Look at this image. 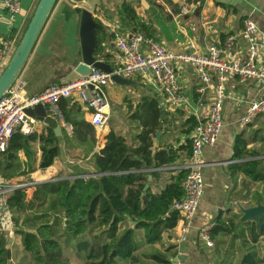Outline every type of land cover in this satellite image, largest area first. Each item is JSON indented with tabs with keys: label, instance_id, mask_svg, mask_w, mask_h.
Wrapping results in <instances>:
<instances>
[{
	"label": "crops",
	"instance_id": "0c3cea01",
	"mask_svg": "<svg viewBox=\"0 0 264 264\" xmlns=\"http://www.w3.org/2000/svg\"><path fill=\"white\" fill-rule=\"evenodd\" d=\"M38 1L22 0V13L11 15L4 8L3 0H0V49L7 37L20 40ZM125 3L134 9L139 26L136 27L124 17L122 7ZM185 4L192 5L186 12L182 10ZM94 16L103 24V28L97 31L100 49L95 54L98 60L108 63L112 70L116 66L118 51L116 31L120 30L128 37L142 31L175 53L189 50L190 42L195 43L201 51H207L211 44H222L228 34H239L246 18L252 19L259 28L261 58L264 56V0H164L163 3L155 0H125L122 5L121 0H102ZM80 17L81 8L77 2L58 0L16 81L24 84L27 94L39 93L53 83H62L82 61ZM141 24L146 25L149 31L140 27ZM245 48L244 41L240 40L237 53L242 60L246 57ZM6 64L7 61L2 60L0 55V75ZM123 77L131 83L113 81L107 87L109 119L100 128L91 123V110L75 99L71 102L64 99L67 105L61 101L54 106H46L57 127L30 117L33 119L34 131L30 134L20 133L22 139L14 143V148L0 154V178L27 184L22 188H27L31 195L35 185L41 183L97 177L96 156L106 146L109 133L122 136L132 148L140 145V136L148 128L147 111L141 108L147 97L155 99L161 110L159 125L151 134L152 151L172 150L177 158L158 168L145 169L148 177L146 188L160 193L174 183L179 175L187 174L184 165L191 155L193 129L198 119L206 115L212 91L206 93V98L200 103L195 87L201 79L192 67L183 65L179 67V80L184 85L186 101L179 107H171L151 73ZM226 95L224 125L218 141L203 148L204 194L186 239H182V216L173 208V204L171 210L178 213L177 224L165 228L161 238L155 242L148 241L145 228H135L134 223L127 219L120 232L126 228L134 229L136 250L132 257L115 258L114 264H174L178 260L184 264H242L250 248L255 250L258 264H264V249L259 245L264 237L253 243L247 225L260 218L246 219L243 211L259 202L264 204V180L256 181L239 168L253 160L259 161L261 168H264V113L257 115L247 126L240 125L250 105L264 96V87L257 80L241 83L237 77H233L227 82ZM67 118L77 123L80 128L78 134L75 133L73 122ZM191 119H195V126ZM52 133L58 142L59 154L51 166L43 168L42 147L45 138ZM238 135L247 141L246 151L241 157L235 155ZM9 210L16 228L18 223L15 215L10 207ZM58 217L64 216L55 213L51 222ZM40 223L33 222V226L37 227ZM207 224H212L209 231L212 246L200 239V230ZM99 233L95 228L93 232L81 236L80 240L91 242ZM3 234L12 237L17 231L10 234L0 231V238L5 239ZM182 243L186 247H182ZM8 250L13 253L12 249ZM86 254L83 249L80 251L77 258L80 264L87 261Z\"/></svg>",
	"mask_w": 264,
	"mask_h": 264
},
{
	"label": "trees",
	"instance_id": "16d2710c",
	"mask_svg": "<svg viewBox=\"0 0 264 264\" xmlns=\"http://www.w3.org/2000/svg\"><path fill=\"white\" fill-rule=\"evenodd\" d=\"M122 13L130 23L139 26L135 11L130 5L125 3ZM140 27L149 31L144 24ZM99 49L100 43L96 51ZM61 101L67 105L64 99ZM141 108L147 111L148 128L140 136V145L132 148L122 136L109 133L106 146L96 156L97 177L41 183L35 185L31 195L27 188H19L12 193L8 203L17 223L20 220L19 214L35 208L48 207L54 214H65L52 222V218H49L40 223L35 231L24 227L17 229L19 241L15 246H22L20 250L29 254V257L24 258V264H80L77 256L82 249L87 252V261L82 264H114L115 258L132 257L136 250L134 229L126 228L120 232L127 219L134 223L135 228H145L148 231L149 242L159 240L165 228L177 224L178 213L171 210V207L175 200H181L185 196L182 180L186 172L160 193L146 188L148 177L145 169L152 170L172 163L177 155L172 150L153 153L151 134L159 125L161 110L155 99L150 97L143 101ZM67 119L73 122L75 133L78 134L80 128L77 123ZM191 121L195 126V119ZM81 132L83 133V127ZM82 137L81 135L80 138ZM20 139L22 134L17 133L8 150L11 151L14 143ZM246 146L247 141L242 135H238L235 155L241 157ZM42 150L41 167L46 168L53 164L59 154V145L53 133L45 138ZM239 168L256 181L264 180V168H261L259 161H249ZM152 173L155 174V170ZM247 225L253 243L264 237V216ZM95 228L100 231L99 235L91 242H81L80 237L93 232ZM6 243L5 239L0 238V264H8ZM242 264H258L255 250L250 248Z\"/></svg>",
	"mask_w": 264,
	"mask_h": 264
},
{
	"label": "built area",
	"instance_id": "2783aa9c",
	"mask_svg": "<svg viewBox=\"0 0 264 264\" xmlns=\"http://www.w3.org/2000/svg\"><path fill=\"white\" fill-rule=\"evenodd\" d=\"M163 3L164 0H155ZM3 6L11 15L22 13V0H3ZM192 5L182 8L188 11ZM239 34H228L222 44H211L207 51H201L193 42L188 44L189 50L175 53L167 49L160 41L138 32L128 37L122 31L115 32L118 51L116 66L111 72L96 67L91 74L66 83H53L39 93L27 94L23 83L16 82L0 99V154L8 151L13 137L17 133L30 134L34 131L33 119L26 113L27 108L37 104L54 106L62 99L71 97L91 110V123L100 128L109 119V98L107 87L113 82V75L134 76L151 73L165 101L171 107H179L185 103L184 85L179 80V67L189 65L195 70L201 82L195 87L200 103L206 93L212 91V97L205 116L198 119L192 134L191 155L184 168L187 174L183 178L182 187L185 196L173 202L183 221L182 239L191 226L204 194V178L202 173V154L205 146L214 145L223 128V108L226 100L227 82L237 77L245 83L257 80L264 87V56L261 58L262 45L260 31L256 23L246 18ZM240 40L246 46L245 60L239 58L237 47ZM18 41L7 37L2 42L0 55L8 61ZM264 113V96L254 101L248 112L240 120L242 127L250 124L257 115ZM27 184L0 178V231L12 233L14 222L8 207L10 195ZM212 224L203 226L200 239L208 246L213 245L210 237ZM174 264H184L178 260Z\"/></svg>",
	"mask_w": 264,
	"mask_h": 264
},
{
	"label": "water",
	"instance_id": "95a60500",
	"mask_svg": "<svg viewBox=\"0 0 264 264\" xmlns=\"http://www.w3.org/2000/svg\"><path fill=\"white\" fill-rule=\"evenodd\" d=\"M77 2L81 8L80 17V39L82 49V61L71 71L69 75L62 81V83L70 82L79 79L83 76L91 74V68L96 67L106 72H111L112 67L105 61L98 60L96 56V49L98 45V29L103 28V24L99 23L94 13L98 6L102 4V0H73ZM58 0H39L30 21L14 47L4 71L0 75V99L8 93L10 88L16 83L23 68L25 67L44 27L47 23L55 5ZM125 0H121V5ZM113 81L120 84H129L131 81L122 75L114 74ZM71 102V97L66 98ZM26 113L34 119L44 121L50 126H56L55 119L49 115L46 106L37 104L33 108H27ZM57 127V126H56ZM246 219H253L255 217L262 218L264 216V204L258 203L255 206L243 209ZM63 216L65 214L63 213ZM182 247H186L182 243ZM7 262H11V251L7 252ZM182 259L184 257H181Z\"/></svg>",
	"mask_w": 264,
	"mask_h": 264
},
{
	"label": "rangeland",
	"instance_id": "374dc122",
	"mask_svg": "<svg viewBox=\"0 0 264 264\" xmlns=\"http://www.w3.org/2000/svg\"><path fill=\"white\" fill-rule=\"evenodd\" d=\"M54 213L48 208H38L35 210H29L23 214H19L20 215V220L18 222V224L16 225V228L12 227L11 229H13V231H17L16 229H18V227H24L25 229L29 228L32 230L36 229V225L33 226V222H45L46 220H48L49 218H52V215ZM33 226V227H31ZM6 242H7V249H12L13 253L11 254V263L14 262L16 264L18 263H22L24 264V258L27 256L29 257V254L24 252L22 249V246H20L19 248L17 246H15V244H17V242L19 241V236L17 234H14L12 237L7 236L6 234H3ZM263 242V243H262ZM260 248H262V250L264 249V238L261 239L260 243ZM78 257V256H77Z\"/></svg>",
	"mask_w": 264,
	"mask_h": 264
}]
</instances>
